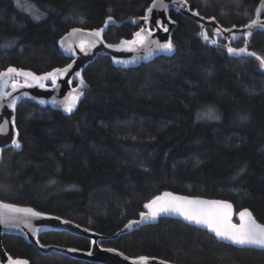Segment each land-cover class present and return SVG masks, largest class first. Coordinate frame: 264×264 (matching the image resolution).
Segmentation results:
<instances>
[{
    "label": "trees",
    "instance_id": "trees-1",
    "mask_svg": "<svg viewBox=\"0 0 264 264\" xmlns=\"http://www.w3.org/2000/svg\"><path fill=\"white\" fill-rule=\"evenodd\" d=\"M25 1L39 7L41 19L17 0H0V70L14 65L40 73L66 65L57 40L72 27L98 28L109 15L123 22L104 39L129 38L138 27L125 19L143 15L152 0ZM259 1L187 0L225 27L247 23ZM170 16L177 21L175 53L132 68L98 55L83 71L89 88L72 114L20 101L21 147L3 150L1 200L103 235L115 234L163 190L229 200L264 223V69L254 56L230 57L202 44L193 20L173 10ZM249 48L264 56V32L252 35ZM207 106L217 109L218 120L202 119ZM39 241L90 247L88 238L67 231L46 232ZM2 244L30 264H96L42 254L14 235H4ZM100 244L178 264H264V249L219 242L169 217Z\"/></svg>",
    "mask_w": 264,
    "mask_h": 264
},
{
    "label": "snow or ice",
    "instance_id": "snow-or-ice-1",
    "mask_svg": "<svg viewBox=\"0 0 264 264\" xmlns=\"http://www.w3.org/2000/svg\"><path fill=\"white\" fill-rule=\"evenodd\" d=\"M18 6H20V0H17ZM186 3V0H181V4ZM261 6L255 9L257 18L251 19L249 23L244 25L246 29H252L257 25L264 26V23L259 19L262 11H264V0H260ZM30 11L34 9V5L28 4ZM162 8L167 10L168 5L164 3V0H152L151 5L146 9V14L139 17L138 19L143 20L147 25L150 20V16L153 12V9ZM194 15H199L198 12ZM33 19H41V14H39L38 9L35 10L33 14ZM113 20V17L109 15L104 22V27L93 29L87 33L84 32L81 28H73L67 36L62 37L60 40V46L64 49L66 53L70 54V58L76 55L75 48L78 47L79 51L84 55H88L89 51L96 47L97 44L104 43L103 33L105 28L108 27L109 22ZM135 22V21H134ZM171 23L175 21L169 20ZM83 23V20H81ZM236 26L233 25V28ZM162 29L163 32H168V23L160 19H156L150 27H140L139 31H136L133 34L131 40H122L120 45L106 44L108 48L120 49L121 45H125V50L127 51H138L140 48L145 49V55L143 58L147 59L151 57L155 52L164 51L171 52L173 50V44L171 39H168L166 42L161 43L158 40L151 39L153 31L156 29ZM220 32V29L216 30ZM225 32H232V29H223ZM252 33L248 31L245 33L246 36H250ZM200 35L207 41L209 39L206 32H201ZM80 36L78 43L72 41V37ZM87 38H84V37ZM235 39V36L232 37ZM211 43L215 45L217 41L215 39L211 40ZM154 45L155 47H152ZM7 46V45H5ZM229 54L236 53H247L251 56H254L259 61V66L261 69H264V56L257 55L255 52H248L247 41L245 42V47L234 48L231 46L227 47ZM116 63H133L135 61H121L114 58ZM76 60L72 59L71 63H67L63 67L53 68L51 71L45 72L41 75H37L33 71L25 70L23 68H17L14 66L7 67L6 70L0 71V100H3L6 97L12 96L14 92L22 88H31L34 85H38L41 89H46V81L51 82V89L56 90L60 87L58 81L69 75L72 71ZM75 77H79V86L73 88L67 96L58 101L56 97H52V104H61L64 108V111L71 113L75 108L80 97L83 95V87L85 86V80L81 76L80 71L74 72ZM21 78H23L21 80ZM71 80H68V83L71 84ZM8 89H11L9 91ZM24 96H28V93H24ZM19 97H14L11 99L7 107L15 109L16 102ZM35 99V97H33ZM41 104L46 103L45 100L39 101ZM204 118H215L213 109L209 108L204 113ZM242 119L244 117H241ZM8 120H4L3 123H0V134L6 132L8 127ZM13 127L15 126L14 118L12 121ZM18 135V134H17ZM12 145L15 148H20V142L16 138H12ZM2 152V150H0ZM243 171V169L241 170ZM147 212L140 213V221H130L126 228H131L133 224L140 223L145 220H155L162 214H175L179 217H183L185 221H188L192 224L206 228L209 232L214 233L215 237L219 240H225L231 242L233 245L241 247H257L264 249V223L257 222L256 218L253 216V213L247 209L243 208L240 210L237 215L239 217L238 223H233V205L225 200H203L199 198H194L190 196H180L174 195L171 192H164L161 195H157L152 198L150 201L143 205ZM45 214L34 210L31 207H19L15 204L3 203L0 202V224H5L6 226L17 227L19 224H23L25 227L32 229L34 232H38V228H33L31 224L32 218H39ZM55 219H60L56 217ZM63 223L68 224L71 221H63ZM76 227H80L76 225ZM88 231V229H85ZM37 243L39 241L37 240ZM91 244L96 245L97 241H91ZM45 247V245H40ZM78 249L70 248L68 251L75 252ZM107 252H116V249L107 248L103 249ZM91 255V252L88 253ZM123 256V253H120ZM124 259H129L127 256H124ZM150 258L147 256H139L138 258L133 259L132 264H147V261ZM8 264H29V261L25 258L17 257L13 258L8 257ZM160 264H168L166 261H160Z\"/></svg>",
    "mask_w": 264,
    "mask_h": 264
},
{
    "label": "water",
    "instance_id": "water-1",
    "mask_svg": "<svg viewBox=\"0 0 264 264\" xmlns=\"http://www.w3.org/2000/svg\"><path fill=\"white\" fill-rule=\"evenodd\" d=\"M151 3H152V1L148 5V7L151 5ZM164 3H166L168 5L167 10L159 8V7L156 9H153V12L150 16L149 23L147 25L145 24V22L143 20L138 19L139 17L146 14V10H145L143 15L137 16V17H128L125 19V21H128L132 25L137 26L138 28L136 31H139V28L142 26L151 28V25L154 23V21L156 19H160L162 21H165L168 23L169 31L166 33V32H163L162 29L158 28L155 31H153V35H152L151 39L158 40L161 43L166 42L168 39H171V42H172V34H173V32L177 26V21H175L170 16V12L173 10L175 12L182 14L185 17L190 18L191 20H193L196 23V25L199 28L196 35L202 44H206L207 46H210V47L219 48V49L223 50L230 57H239V56H243V55L244 56L249 55L247 53L229 54L227 51L228 46H231L234 48L245 47L246 41H247L248 52H254L253 50H251L249 48L252 35L258 31L264 32V26H261V25H257L250 30L244 28V25L249 23L251 19L247 23H245L244 25H241V26L235 25L236 27L233 28V25L229 26V27L222 26L214 17L206 18L200 14L194 15V13H196L198 11L196 9H191L187 0H186V3H184L183 5L181 4V0H164ZM260 6H261V3L259 1L256 8H258ZM256 18H257V15H256V12H254V16L252 19H256ZM259 19L261 20L262 23H264V11H262ZM169 20L175 21V23H171V22H169ZM104 22L100 27H104ZM122 22L123 21L116 20L115 18H113V20L111 22H109L108 27L105 28L104 33L107 31V29L110 26H112V25L119 26L120 24H122ZM100 27H98V28H100ZM73 28H81L84 30L85 33L89 32L93 29H97V28H87V27H82V26L72 27L57 40V47H58L59 51L65 57L70 59V61L68 63H71L72 59L76 60V64L74 65V67H73L72 71L69 73V75L61 78L58 81V83L60 84V87L58 89L52 90L51 89V82L46 81L45 83H46V85H48V87L46 89H41L38 85H34L31 88L18 89L16 92H14L12 94V96H9V97L4 98L3 100H0V123H3L4 120H8V122H9L6 132L3 134H0V150H2V152H0V161L2 159L3 150L6 148H9V147H14L11 143L12 138L18 139V137H19V129L17 128V125H16V108H17V106L21 100L29 99V100L36 102L41 107H50L53 110L61 111L65 115H70L78 108L81 100L84 98L86 90L89 88V83L83 77V71L85 70L87 65L90 62H92L98 55H104V56L109 57L112 65L115 67L132 68V67L139 66L141 63H148L149 61H151L154 58L159 57V56H171L176 51V46L172 42L173 50L171 52L158 51V52H155L151 57L145 59V58H143L145 55V49L144 48H140L138 51H127V50H125V48H126L125 45H121L120 49L108 48L105 46L106 44L120 45V42L122 40H131L133 38V34L136 32L135 31L131 37L122 38L118 42H115V43L107 42L104 39V43L97 44L95 48H93L89 51L88 55H84L83 53H81L79 51V48L76 47L75 48L76 55L74 57L70 58V54L66 53L64 51V49L61 48L59 42H60L61 38L67 36V34L69 32H71V30ZM217 29H220L221 31L217 32L216 31ZM223 29H232V32L231 33L225 32V31H223ZM248 31H251V33H252L250 36L245 35V33ZM201 32H206L208 34L209 39L207 41L200 35ZM104 33H103V38H104ZM233 35L235 36V39L232 38ZM80 38H81L80 36L72 37V41H74L75 43H78ZM84 38H87V37L85 36ZM213 39H215L217 41V43L215 45H213L211 43V40H213ZM220 40H223L224 42H221ZM239 40H243V44L239 45V46H235V43ZM152 47H155V46L152 45ZM114 58L121 60V61H135V62H133V63H116V62H114ZM9 66H14V65H9ZM9 66H7V67H9ZM7 67L0 70V71L6 70ZM14 67H17V66H14ZM61 67H63V66H61ZM17 68H22V67H17ZM54 68H57V67H54ZM23 69L32 71L31 69H27V68H23ZM52 69H49V70H46V71H43L40 73H37V72H35V73L37 75H41L45 72L51 71ZM75 71L81 72V76L85 80V86L82 89L83 95L80 97L75 108L73 109V111L71 113H68V112L64 111V108L61 104L57 103L54 105L51 103V100H52V97H54V96L56 97V99L58 101L63 100L73 88H77L79 86V77L74 76ZM22 79L23 78H21V80ZM68 80L72 81L71 84L68 83ZM8 90L11 91V89H8ZM25 92L28 93V96L23 95ZM14 97H19V99H17L15 109L13 110L11 108H8L7 104ZM33 97H35V99H33ZM40 100H45L46 103L41 104L39 102ZM13 118H14V122H15L14 127L12 125ZM18 149H20V148H18ZM164 192H171L174 195L190 196V197L199 198V199H203V200H225V199H221V198H212V197H204V196H199V195H191V194H187V193H180V192H175L172 190H163L160 193H158L157 195H161ZM157 195H155V196H157ZM154 197H152V198H154ZM150 200H148V201H150ZM225 201H228L229 203H231L233 205V217H232L233 223H238L239 217H238L237 213L240 210H242L243 208L239 209L238 211H235L234 204L229 200H225ZM0 202L15 204L19 207H31L34 210H37L36 208H34L33 206H30V205H22V204L13 203V202H7V201H3L1 199H0ZM147 202H145V203H147ZM37 211H40V210H37ZM40 212L44 213L45 215L42 217H39V218H32L31 219V224H32L33 228H38L39 229L38 232H34L32 229L25 227L23 224H19V226H17V227L6 226L5 224H0V264H8V257L11 256L6 252V250L3 247L2 238L4 235L18 236V237L22 238L28 244L35 246L39 250V252L42 254L48 253L50 251H54V252L60 253L62 255L68 256L72 259L83 260V261L92 262V263H96V264H132L133 259L138 258L139 256H128L116 248L102 246L100 244V242L102 240H105V239L116 238L121 234L129 233L133 230L138 229L141 226L148 225V224H154L160 218H166V217L175 218V219L181 220L184 223H187L189 225H192V226H195V227L200 228L202 230H205L209 234H211L219 242L230 244V245L238 247V248L260 249L257 247H241V246L233 245L229 241L219 240L218 238L215 237L214 233L209 232L206 228H203L201 226H198V225L192 224L188 221H185L183 219V217H179L175 214H162L161 216H159L155 220H145V221H142L140 223L133 224L131 228H126L125 225H127L130 221H140V213L141 212H147V209H145L144 207H143L142 211L138 213L137 217L127 221L125 223V225L123 227H121L113 235H103V234L98 233L94 230H91L90 228L81 226L78 223H76L70 219L63 218L61 216H58V215H55L52 213H48V212H43V211H40ZM56 217H59L60 219H55ZM65 220L71 221V223H68V224L63 223V221H65ZM257 222L262 223L258 220H257ZM76 225H79L80 227H76ZM85 229H88V231H85ZM49 231H67V232L72 233V234H76L79 236L86 237L90 240V248L88 250L78 249L75 252H70V251H68V249L73 248V247H60V246H56V245H45V247H41L40 245H43V244L39 241V236L41 234L49 232ZM37 240L39 241V243H37ZM93 240L97 241L96 245L91 244V241H93ZM107 248H113V249H116L117 251L116 252H107V251L103 250V249H107ZM89 252H91V255L88 254ZM120 253H123L124 255L121 256ZM124 256H127L129 259L125 260ZM143 256H146V255H143ZM147 257L150 258L147 261V264H160V261H166V262H168V264H178L176 262L164 260V259L157 258V257H151V256H147ZM13 258H17V257H13ZM21 258H23V257H21ZM25 259H27V258H25ZM29 264H30V261H29Z\"/></svg>",
    "mask_w": 264,
    "mask_h": 264
},
{
    "label": "rangeland",
    "instance_id": "rangeland-1",
    "mask_svg": "<svg viewBox=\"0 0 264 264\" xmlns=\"http://www.w3.org/2000/svg\"><path fill=\"white\" fill-rule=\"evenodd\" d=\"M20 3H21V7L22 8H25L26 10H28L29 12H30V14H35V10L36 9H38V11H39V14H42V12L40 11V9H39V7L36 5V4H34V3H32V2H29V1H25V0H20ZM28 4H31V5H34V9H32L31 11H30V9H29V7H27V5ZM20 7V8H21ZM192 9V8H191ZM28 12V13H29ZM252 18H253V16H252ZM251 18V19H252ZM14 45V42H12V46ZM9 46H10V43H9ZM209 108H211V109H213V111H214V114H215V118H202L203 120H218V118H219V113H218V111H217V109L215 108V107H211V106H207L206 107V110L207 109H209ZM31 206V205H30ZM35 208V207H34ZM37 209V208H36ZM38 210V209H37ZM44 234V233H43ZM42 235V234H41ZM90 248V247H89Z\"/></svg>",
    "mask_w": 264,
    "mask_h": 264
},
{
    "label": "flooded vegetation",
    "instance_id": "flooded-vegetation-1",
    "mask_svg": "<svg viewBox=\"0 0 264 264\" xmlns=\"http://www.w3.org/2000/svg\"><path fill=\"white\" fill-rule=\"evenodd\" d=\"M221 42H224L223 40H220ZM238 42H241V45L243 44V40H239V41H237L236 43H235V46H239V45H237L238 44ZM219 49V48H218Z\"/></svg>",
    "mask_w": 264,
    "mask_h": 264
},
{
    "label": "bare ground",
    "instance_id": "bare-ground-1",
    "mask_svg": "<svg viewBox=\"0 0 264 264\" xmlns=\"http://www.w3.org/2000/svg\"><path fill=\"white\" fill-rule=\"evenodd\" d=\"M44 212V211H43Z\"/></svg>",
    "mask_w": 264,
    "mask_h": 264
}]
</instances>
